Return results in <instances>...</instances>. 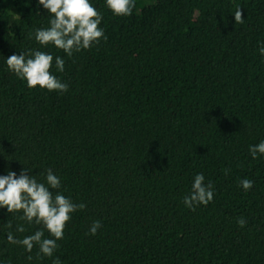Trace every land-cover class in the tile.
I'll return each mask as SVG.
<instances>
[{"label":"trees","instance_id":"obj_1","mask_svg":"<svg viewBox=\"0 0 264 264\" xmlns=\"http://www.w3.org/2000/svg\"><path fill=\"white\" fill-rule=\"evenodd\" d=\"M93 3L107 39L71 57L48 49L65 58L58 95L5 63L38 47L29 33L46 10L0 0V174L51 168L84 203L58 241L62 264H264V156L248 151L264 139V0H136L125 17ZM197 172L215 193L190 210ZM7 219L22 223L0 209V262L52 264L8 243ZM25 227L16 235L37 226Z\"/></svg>","mask_w":264,"mask_h":264},{"label":"clouds","instance_id":"obj_2","mask_svg":"<svg viewBox=\"0 0 264 264\" xmlns=\"http://www.w3.org/2000/svg\"><path fill=\"white\" fill-rule=\"evenodd\" d=\"M37 4L46 10L44 16H47L46 26L34 27L29 33L30 39H34L38 47L13 52L5 58V63L26 87L55 91L62 95L69 88L57 75L65 71L64 56L71 57L107 39L101 26L103 13L93 0H37ZM135 5L136 0H104L106 9L117 17L130 16ZM234 16L242 22L241 9H237ZM50 48L61 50L64 56H54L48 50ZM259 52L264 56V47ZM248 151L252 159L264 156V139L249 145ZM253 184L254 181L247 177L239 180V186L244 191L250 190ZM214 193L212 182H206L204 173L197 172L192 178L189 192L183 197V204L194 210L199 205L210 203ZM84 207V203H76L64 194L61 177L51 168L45 169L41 178L26 167H22L18 174L10 169L0 174V209L22 221L13 226L12 221L7 219L4 239L12 245H22L27 253H31L36 246L39 259L49 257L52 264H62L60 258L54 256L59 248L58 241L64 238V230L72 214ZM236 222L241 227L247 223L242 216ZM25 225L37 227L23 237L17 236L16 233L27 231ZM101 226L100 220H94L88 232L94 235ZM32 258V255L26 257L29 261Z\"/></svg>","mask_w":264,"mask_h":264}]
</instances>
